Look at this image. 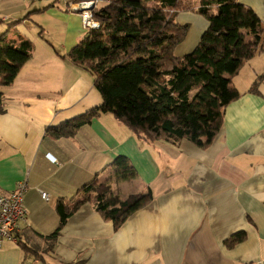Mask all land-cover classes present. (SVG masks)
Returning a JSON list of instances; mask_svg holds the SVG:
<instances>
[{"label":"crops","instance_id":"crops-1","mask_svg":"<svg viewBox=\"0 0 264 264\" xmlns=\"http://www.w3.org/2000/svg\"><path fill=\"white\" fill-rule=\"evenodd\" d=\"M109 1L99 0L98 8ZM235 1L253 10L264 28V0ZM180 14L176 21L188 34L175 51L184 57L209 22L193 9ZM0 18H12L4 42L33 45L14 83L1 88L0 195L26 185L29 215L19 241L41 256L5 241L0 264H264V49L233 78L240 97L226 107L207 149L188 140L146 142L111 113L74 136L55 138L50 128L103 104L94 76L66 58L88 31L79 14L55 0H0ZM119 157L130 160L136 178L116 182L111 164ZM94 180L112 181L121 200L149 190L153 199L117 230L87 200L44 252L61 224L58 203L71 209L86 200L83 188ZM240 233L241 242L226 243Z\"/></svg>","mask_w":264,"mask_h":264},{"label":"trees","instance_id":"trees-1","mask_svg":"<svg viewBox=\"0 0 264 264\" xmlns=\"http://www.w3.org/2000/svg\"><path fill=\"white\" fill-rule=\"evenodd\" d=\"M190 10L182 0H110L97 8L94 17L100 27L88 31L66 58L94 76L103 104L50 128L51 134L74 136L99 114L111 113L138 139L173 145L188 140L207 149L222 129L226 107L240 97L233 78L264 49V28L253 10L235 0H202L193 11L209 22L208 29L193 53L177 57L175 50L185 40L188 26L178 24L175 15ZM32 52L31 42L15 47L0 38V111L1 88L14 83ZM111 167L118 181L137 177L126 157L117 158ZM111 182L85 185L87 199L71 209L58 203L61 224L47 237L50 243L44 252L53 249L62 227L87 200H93L117 230L153 199L149 190L121 200ZM244 238L236 234L226 243L233 246ZM18 243L26 254L41 258L35 248Z\"/></svg>","mask_w":264,"mask_h":264},{"label":"built area","instance_id":"built-area-1","mask_svg":"<svg viewBox=\"0 0 264 264\" xmlns=\"http://www.w3.org/2000/svg\"><path fill=\"white\" fill-rule=\"evenodd\" d=\"M27 3L39 2L41 0H24ZM67 6L68 10L79 14L85 30H95L100 27L94 17V11L98 8L99 0H55ZM26 185L19 184L15 191L9 196L0 195V248L5 241L19 242L21 237L20 224L27 220L28 209L24 204V193ZM44 199L48 194L43 193Z\"/></svg>","mask_w":264,"mask_h":264},{"label":"rangeland","instance_id":"rangeland-1","mask_svg":"<svg viewBox=\"0 0 264 264\" xmlns=\"http://www.w3.org/2000/svg\"><path fill=\"white\" fill-rule=\"evenodd\" d=\"M19 2H20V0H19ZM182 2H184L186 5H189L190 7L192 6V7H196V5H197V2H198V0H182ZM191 7V8H192ZM192 9H194V8H192ZM183 12H190V11H180V12H178L179 14L180 13H183ZM178 13H177V15H178ZM198 14V13H197ZM177 15H176V17H177ZM199 15V14H198ZM182 16H186L187 17V19H189L190 21H191V18H192V16H190V15H184V14H180L179 15V17L178 18H181ZM201 16V15H200ZM176 17H175V21H176ZM201 17H203V16H201ZM2 18V17H1ZM0 18V38H5V33H7V29H8V24L12 21V18H7V19H5V20H3V19H1ZM204 18V17H203ZM205 19V18H204ZM178 20V19H177ZM177 22V21H176ZM178 23V22H177ZM11 29H13L12 30V32L14 31V32H16L15 30H14V27H12ZM17 33H20L19 32V30L17 31ZM4 40V39H3ZM200 43V42H199ZM180 46V45H179ZM178 46V47H179ZM180 48V47H179ZM193 52H194V50H193ZM193 52H191V53H193ZM191 53H189V54H191ZM179 54V49L177 50V51H175V55L177 56ZM189 54H186V55H189ZM178 57V56H177ZM116 182H120V181H117L116 180Z\"/></svg>","mask_w":264,"mask_h":264}]
</instances>
